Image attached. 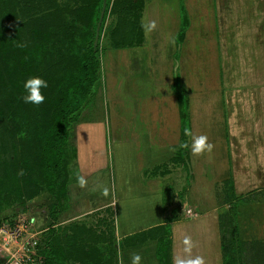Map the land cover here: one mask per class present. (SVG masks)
I'll use <instances>...</instances> for the list:
<instances>
[{"label": "rangeland", "instance_id": "rangeland-1", "mask_svg": "<svg viewBox=\"0 0 264 264\" xmlns=\"http://www.w3.org/2000/svg\"><path fill=\"white\" fill-rule=\"evenodd\" d=\"M95 1L0 0V29L4 26L17 28L24 47H41L35 68L32 72L27 69L26 75L21 73L20 66L16 69V55L9 52L0 54V113H7L6 119L0 120V157L6 161V166L4 160L0 161V226L25 222L30 229L37 232L38 238L50 227L46 220L49 205L43 199L44 193L35 198L31 208L26 201L33 189L31 183L37 186L40 181L38 174L34 177L30 175L32 171L39 170L41 165L40 148L35 142L21 140L14 128L11 112L26 116L30 112V116H33L48 102H53L55 82L60 75L73 67L72 46L86 32V12ZM125 2L111 0L105 26L110 23L113 25L122 18L124 21L120 29L118 28V33L124 38L126 36L123 31H126L134 37L136 33H140L142 18L135 16L137 21L134 27V14L128 12L130 9ZM137 5L140 6L139 0ZM149 11L155 14L156 19L154 26L151 25L152 32L149 30L150 25L147 26ZM143 22L145 24L141 42L145 46L120 50L105 47L99 53L100 87L89 108L75 124V137L66 152L67 165L61 182L67 188L70 199L71 186L80 181L74 158L76 125L102 122L103 137L100 132H96L91 135L87 133L83 138L87 148L92 146L93 141L96 142V150H93L96 154L102 151L98 144L103 138L104 153L101 159L105 161V166L89 180L90 186V182L87 183L86 188L88 190L90 187L89 191L83 188L87 191V197L86 192L79 190L76 192L75 201L78 207L83 208L93 203L98 204L103 198L106 201L118 198L120 210L117 216H122V219L129 216L128 221L135 226L140 225L142 203L140 182L137 179L140 159L142 161L151 157L154 160L163 154L157 170L171 171L170 183L176 193L172 197L176 201L171 202L170 206H167L169 202L166 203L165 215L173 216V212H168L170 207L179 209L180 203L185 201H193L200 206L208 203V235L202 238L200 234L192 231L191 234L185 233L184 237L186 234L189 239L190 235L192 237L190 243L195 246L191 247L192 257L200 256L199 251L205 253L208 247L206 254L209 253L207 255L210 264H214L215 255H220L214 203L221 197L218 191L221 189V181L228 178L232 169L228 156L230 143L225 141L226 116L233 107H251L248 91L253 86L259 85V91L264 93V0H149L143 9ZM181 23L184 31L178 45L176 33ZM153 34H156L157 43L151 40L150 36ZM108 40L107 34L104 35L101 44L105 45ZM151 41L155 43L150 45L148 51L146 47ZM119 42L126 41L119 39ZM134 42H137L136 38ZM237 56L241 62H237ZM242 56L249 60L246 61ZM228 70L232 75L236 72L237 77L230 79ZM151 73L155 74L154 78H151ZM31 76H40L48 81L49 86L44 92L45 103L40 108H34L20 100L22 82ZM180 97L186 103L188 113L190 134L187 143L190 144L194 136L205 135L207 142L213 145L211 151L201 155H192L187 149L190 171L188 184L187 171L183 164H172V159L166 161L171 155L168 148L177 145L180 137ZM239 115L241 117L242 113L238 112L237 116ZM253 116H257V110L253 111ZM232 118L236 127L231 131H235L237 136L243 132L246 134L248 128L238 126L235 117ZM5 124L8 125L7 128H11L10 137H6L1 130ZM148 148L150 152L145 153ZM140 154L144 159L140 158ZM21 170L23 175L19 174ZM247 178V174L239 175L242 183ZM183 187H186V191L180 194ZM40 188L43 192V187ZM168 190L171 191L172 187ZM133 199L137 201L134 202V211L127 207ZM70 207V200L63 204L65 218L62 219L61 216L57 219L59 231L55 241L56 246L66 251L70 264H121L123 244L120 246L118 241L112 206L104 215L95 210V207L85 211L81 207H71L73 212H69ZM34 209L38 212L29 213ZM194 213L190 203L185 209L183 222H188L190 215ZM14 214L16 216L11 219ZM252 219L249 224L259 227L264 223V211L258 208ZM9 220H12L11 223ZM74 224L81 229L85 228L88 234L73 235L70 226ZM256 233L259 234L258 231ZM134 242L131 241L132 244ZM179 251L183 252L177 249L178 253ZM0 253V260L5 264L1 249ZM168 254L171 261V247ZM149 256L150 261L145 263ZM142 257V264L157 263L153 252ZM128 259L127 256L126 261Z\"/></svg>", "mask_w": 264, "mask_h": 264}, {"label": "trees", "instance_id": "trees-1", "mask_svg": "<svg viewBox=\"0 0 264 264\" xmlns=\"http://www.w3.org/2000/svg\"><path fill=\"white\" fill-rule=\"evenodd\" d=\"M125 1L126 7L130 9L128 12L134 14L133 19L135 21L133 22L132 19L130 22H133L132 25L136 27V25H134L137 21L135 16H139L140 19L142 18L144 0H139L140 6H136L138 0ZM102 3L103 0H96L91 9L86 12V16H88L87 30L79 38L77 44L75 43L72 46L71 62L73 67L60 75L55 82L54 95L52 96L53 102H48L43 109L38 111L37 115L33 116H30V112H28V116L24 114L17 115L15 111L11 112L14 128L21 140L29 143L35 142L40 148L41 165L39 170L32 171L30 174L31 177L38 174L40 181L37 186L31 183V188L33 189L26 197V201L29 202L44 193L43 199L49 205L47 206L46 220L50 227L47 228L45 234L39 238V253L44 258V264H70L66 251L55 245L59 231L56 222L64 212L62 211L63 204L70 200L68 196L69 192L62 184L61 179L67 165L66 152L75 137V124L79 121L85 110L89 108L100 87L101 57L99 53H102L105 47L118 49L142 44V32L144 29L141 20L140 35L136 33L134 37L126 31H123L125 32L123 35L125 34L126 36L124 38L121 36L120 32L118 33V28L120 29L122 26L121 23L124 21L122 18L117 20L113 25L110 23L107 27L105 26L111 3V0H105V11L98 30L97 42L94 46L95 30ZM183 31L184 25L181 23L176 35V42L178 45L180 42L179 38ZM105 32L109 40L105 45H102L101 39L106 35ZM135 38L138 43L134 42ZM115 39L116 41H114ZM119 39L126 42L121 43ZM20 45L23 44L19 38L17 28L4 26L3 29H0V54L9 52L16 55V69L20 66L21 73L26 75L27 69H29V72H32L33 68H35L39 60V49H41V47L33 46L29 49L24 46L21 47ZM182 97L179 98L181 106L179 107L180 137L171 157L172 161H170L172 164L178 162L183 164L187 171L186 181L188 184L190 178L188 150L179 147L180 143L187 142V138L190 134L187 107ZM6 114L7 113H0L1 121L6 119ZM7 127L8 125L5 124L4 129L1 128V130L5 132L6 137H10V135H12V132L9 131L11 128ZM226 136L228 135L226 134ZM0 158V161L4 160L2 157ZM74 158L76 159V147L74 148ZM5 162L4 160V163ZM10 163L14 162L10 161ZM4 166H6V163ZM40 187H43V192H41L42 190ZM168 188H171L170 184L164 185L162 194V204L164 206L169 202L172 196V190L169 191ZM185 191L186 187H183L180 194H183ZM219 193L221 197L218 198L217 233L221 264H264V244L260 241L243 240L238 230L239 208L251 202L254 199L253 194H237L231 173L229 177L223 181ZM224 206H227V208ZM14 216H16V214L12 215L11 219L14 218ZM11 221L9 223H11ZM171 221L172 220L169 218L166 219L163 226L150 230L148 234L149 236L152 233L155 239L157 237L155 249L157 264H171L170 255L168 254L171 247ZM70 231L73 235L75 233L88 234L85 228L81 229L75 224L70 226ZM141 236L142 239L148 237L145 236V234H138L132 237L133 239L130 238V240L132 239L137 242L138 240L136 239H139Z\"/></svg>", "mask_w": 264, "mask_h": 264}, {"label": "crops", "instance_id": "crops-1", "mask_svg": "<svg viewBox=\"0 0 264 264\" xmlns=\"http://www.w3.org/2000/svg\"><path fill=\"white\" fill-rule=\"evenodd\" d=\"M148 2L149 0H144V9L146 8V4ZM147 18H148L147 26L150 25L149 27V30H150L154 26V23H156L155 14L153 15L152 11H149V15ZM142 23L143 25L145 24L143 22V14H142ZM145 28L147 27L145 26ZM152 31L153 30L151 29V32ZM150 37H151V40H155L156 34H153ZM154 43L155 42H152V41H151V44L148 43L149 46L146 47L148 51H150V48L152 44ZM143 46H145V43L141 45L129 46V47H124V48L126 49L139 48V47L142 48ZM228 49L229 48H227V50ZM115 50H120V48L115 49ZM242 57L245 58L246 61L249 60V58L245 56H242ZM258 61H259V58H258ZM237 62H241L240 57L238 56H237ZM154 73H151V78L155 77L156 73L155 74ZM235 73L234 75H232L230 73V70H228L227 72L230 79L231 78L235 79L237 77ZM261 90H262V87H261ZM248 95H249V103L251 107H233V110H231L230 114L226 116L227 120H226L225 133L228 136L225 137V141L227 143H230L229 144L230 148L228 151L230 166H232V169H230V173L233 176L236 193L239 195L253 194V197H254V199L251 202L239 208V213H240L239 223H238L239 235L243 240L260 241L262 244H264V223L260 224L259 227H254L253 225H250L251 224L250 221L253 220L252 215L258 210V208L264 211V93L259 91V85H255L249 89ZM261 105L263 107H261ZM174 108L176 109V107ZM226 108L228 112V107ZM237 108H239V110ZM249 110H250V113H252L250 116H249L250 114ZM254 110H257V116L255 117L253 116ZM224 112L226 113L225 110ZM238 112L242 113L241 117L240 115L237 116ZM233 116L235 117V123L238 126H241L242 128L244 127L248 128V131L246 132V134L245 132H243L242 135L237 136L235 131L234 132L231 131V129H234L236 127L233 121L234 118H232ZM239 117L241 119H238ZM152 126H155V125H152ZM103 128L104 126L102 122H97V123L88 122V123H80L76 125V129H77L76 130L77 136H76V143H75L76 163H77L78 176L80 178L79 179L80 181H78V183L77 182L74 183L70 188V203H71L72 209H74L75 207L77 209L81 207V206L78 207L79 205L75 201L76 192H78L79 190L84 191V189L87 190L86 186H87V183L90 182L89 180L96 173H98L103 168V166H105L104 164L105 161L101 159L104 153L103 138H101L100 144H98V146L100 147V149H102V151L97 152L96 154V153H93V150H96V147H97L96 142L93 141L92 146L87 148L85 147L86 140L83 137L87 133L91 135V133L93 134L96 132H100L101 137H103L102 135ZM176 146L177 145L174 144L171 148H168V153L170 149L169 154L171 155L169 158H167L166 160L167 162L170 161ZM147 152H150L149 148L145 153ZM141 154H140V158H143V155L141 156ZM164 154L166 155L167 151ZM162 156L163 154L161 156L159 155L158 159L156 157L154 160H152L153 158L151 157L150 159L149 157L148 158L146 157L145 159L143 158L144 160L142 161L140 159V167L138 168L139 170L137 171V179L140 182V192H141L140 202L142 203V205L140 204L141 205L140 206V217H139L140 225L137 224L135 226L132 222L128 221L129 216L126 217V219H122L121 218L122 216L120 217L117 216L120 210V208L118 207V202H117L119 200L118 198H116V200H110V201H106V199L103 198V200L99 201L98 204L93 203L89 207L80 208L85 211L88 209H93V207H95L96 208L95 210L101 211L104 215V214H107L106 210L112 206L113 211H114V221H115L116 234L118 235V241L120 243V246H121V243L123 244V247H122L123 252L121 253V264H131V257L135 253L140 254L142 257L143 255H146L149 253L151 254L153 252L154 257H155L157 237L155 239L152 233L149 236L148 234L150 230L163 226L165 224L166 219L168 218L172 220L170 223V226H171V257H172L171 264H175V258L177 256H181V257L184 256V253L182 251H179L178 253L177 249L183 250L184 245L181 241H183V237L185 233L188 232L187 234L189 233L191 234L192 231H194V233L200 234L201 237L203 238L204 236L208 235V231L210 230L209 221H207L208 220L207 211L209 208L208 203L204 205L201 204L200 206L199 203L197 204L193 201H190V202L185 201V202L180 203L181 205L179 206V209L170 207L168 212L169 213L173 212V216L171 215L167 217L165 215L166 205L164 206L162 204V194H163L164 185L170 184V187H172V194H171L172 196L170 197L169 204L167 206H170L171 202L172 203L174 202L175 199L174 198L172 199V197L173 195H176V193H174L173 184H171L172 179L169 177L171 176L170 175L171 171L169 169L166 170V172L157 170V168L159 167V163H161ZM159 157H161V159H159ZM155 160L158 163L155 162ZM243 162L247 164V167H246V164L243 165ZM139 171H140V174H139ZM245 174L248 175V178L247 180H245L244 182L245 184H244L239 181V175H245ZM225 179H223V181ZM222 183L223 182L221 181V185H220L221 187H222ZM90 184L91 182L89 183L88 186H90ZM127 185L129 184L127 183ZM89 189L90 187L88 188L87 191H89ZM87 191H84L86 192L85 197H87ZM218 191L220 192L221 189ZM122 192L125 195V191L122 190ZM129 199L130 198H128L127 201H129ZM144 201L145 203H143ZM216 201L217 202L214 203V205L216 206L215 216L217 219V209L219 208V202H218V199H216ZM32 202L34 203L35 199L29 201L27 206L31 208L32 206L31 204H33ZM134 202L137 203V201L133 199L129 202L128 205L126 204L127 207L132 208L133 211L135 210ZM190 203L195 213L194 215H190L191 219L188 222L186 221L183 222L184 221L183 216L185 213V209H187ZM194 204L195 206H193ZM71 207L68 210L69 212H73L71 211ZM224 207L227 208V206H224ZM189 209L191 210V207H189ZM36 211L38 212V210L34 209V210L29 211V213L32 214L33 212L35 213ZM43 213H45V211ZM63 213L64 214L61 217L62 219L65 218L64 215L66 212H63ZM103 223L105 224L106 221H103ZM256 231H258L259 234H257ZM138 234L139 235L145 234V236H148V237L145 239H142V236H141L137 242H134L132 244L131 243V241H133L132 237ZM189 237H190L189 240L191 241L192 240L191 235ZM130 238L132 239L130 240ZM216 238H218V233L216 234ZM127 240H130V241H127ZM124 241H127V242H124ZM192 243L195 244V241H192ZM192 247H195V246H192ZM206 247H207V244H206ZM207 249L208 247L205 249V253L204 251L203 253L202 251H199L200 257L203 258L204 264H210V260H209L210 258H209V255H207L209 253L207 252L206 254ZM197 253H193V254L197 255ZM126 255L129 257L128 260H130V262H128V260L126 261V257H127ZM150 257L151 256H149V259L145 260V263H148L150 261ZM155 260H156V257H155ZM213 261H214V264H221L220 255L218 254L215 255V260ZM142 262L143 261L141 259V264ZM0 264H4V262L2 263L0 260Z\"/></svg>", "mask_w": 264, "mask_h": 264}, {"label": "clouds", "instance_id": "clouds-1", "mask_svg": "<svg viewBox=\"0 0 264 264\" xmlns=\"http://www.w3.org/2000/svg\"><path fill=\"white\" fill-rule=\"evenodd\" d=\"M23 47V45H20ZM48 81L40 76H31L26 78L22 82V94L20 100L24 104H29L34 108H40L45 103L44 92L48 88ZM182 149H189L192 155H201L204 152L211 151L213 145L207 142V137L205 135L194 136L191 139V143L182 142L179 145ZM23 175V170L19 173ZM184 248V256H177L175 258V264H204L203 258L200 256L192 257L191 252V243L187 236H185L182 241ZM141 255L135 253L131 257V264H141Z\"/></svg>", "mask_w": 264, "mask_h": 264}, {"label": "built area", "instance_id": "built-area-1", "mask_svg": "<svg viewBox=\"0 0 264 264\" xmlns=\"http://www.w3.org/2000/svg\"><path fill=\"white\" fill-rule=\"evenodd\" d=\"M0 249L5 264H44L38 234L25 222L0 226Z\"/></svg>", "mask_w": 264, "mask_h": 264}, {"label": "water", "instance_id": "water-1", "mask_svg": "<svg viewBox=\"0 0 264 264\" xmlns=\"http://www.w3.org/2000/svg\"><path fill=\"white\" fill-rule=\"evenodd\" d=\"M104 11H105V0H103L101 12H100L99 19H98L97 26H96V30H95V42H94V46L96 45V42H97L98 30H99V27H100V24H101L103 15H104Z\"/></svg>", "mask_w": 264, "mask_h": 264}]
</instances>
